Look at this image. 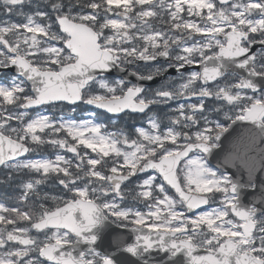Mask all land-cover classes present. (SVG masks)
<instances>
[{
	"label": "snow or ice",
	"instance_id": "obj_1",
	"mask_svg": "<svg viewBox=\"0 0 264 264\" xmlns=\"http://www.w3.org/2000/svg\"><path fill=\"white\" fill-rule=\"evenodd\" d=\"M0 186V264H264V0H0Z\"/></svg>",
	"mask_w": 264,
	"mask_h": 264
},
{
	"label": "rangeland",
	"instance_id": "obj_2",
	"mask_svg": "<svg viewBox=\"0 0 264 264\" xmlns=\"http://www.w3.org/2000/svg\"><path fill=\"white\" fill-rule=\"evenodd\" d=\"M87 118H89V117H87Z\"/></svg>",
	"mask_w": 264,
	"mask_h": 264
}]
</instances>
